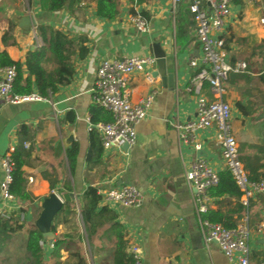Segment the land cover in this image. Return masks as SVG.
<instances>
[{
    "label": "crops",
    "instance_id": "crops-1",
    "mask_svg": "<svg viewBox=\"0 0 264 264\" xmlns=\"http://www.w3.org/2000/svg\"><path fill=\"white\" fill-rule=\"evenodd\" d=\"M41 0H0V54L7 53L15 63L25 64L40 38L37 28L50 26L70 36L84 38L88 53L72 58L74 75L70 84L59 87L56 94L42 102L10 105L0 101V184L3 179L2 159L14 149L24 153V172L30 201L16 197L23 230L15 233L3 246L36 229L43 203L50 195L73 197L71 212L59 213L50 229L55 240L74 232L83 235V256L88 264H110L116 245L115 234L106 225L89 241L80 216V201L88 188L98 194L126 185L138 187L143 204L125 208L102 201L116 214L127 241V252L138 248L141 264H239L228 261L216 243L206 244L200 221L207 212L224 216L237 226L248 220L250 229V264H264V195L250 201L245 208L241 200L225 196L210 198L207 211L197 212L195 191L186 181V172L202 159L218 174L227 171L221 151L215 142V129L198 132L195 142L201 151L181 142L175 124L193 122L197 118V99L189 90L195 70L193 60L202 58L196 24L189 13L192 0H147L133 6L129 0H118L119 15L113 20L97 16L95 0H81L72 10L56 13L40 9ZM148 16V32L139 33L131 22L130 10ZM231 16L224 32L226 50L231 63H244L247 71L229 74L223 81L222 100L232 110V132L240 159L248 174L263 179L264 175V0H233ZM36 22L31 30L24 19ZM159 43L167 57V73L175 74L170 89L162 76H155L158 65L152 45ZM150 57L155 63L144 72L129 77L133 103L153 97L147 118L137 127V139L129 149L114 147L104 150L91 110L97 71L105 59L125 60ZM151 74L154 83L146 80ZM203 95L214 100L205 88ZM76 148L73 167L68 152ZM248 167V168H247ZM102 198V197H101ZM70 203V202H69ZM67 204V203H66ZM64 204V206L66 205ZM241 206L243 207L241 209ZM2 205L0 198V216ZM55 228V232L52 228ZM42 235V233L40 232ZM43 236V235H42ZM44 239V238H43ZM23 248V247H22ZM43 261L51 259V243L42 242ZM8 258V257H7ZM69 254L63 252V261ZM13 261L12 255L4 259Z\"/></svg>",
    "mask_w": 264,
    "mask_h": 264
},
{
    "label": "built area",
    "instance_id": "built-area-1",
    "mask_svg": "<svg viewBox=\"0 0 264 264\" xmlns=\"http://www.w3.org/2000/svg\"><path fill=\"white\" fill-rule=\"evenodd\" d=\"M182 0H174L175 4ZM233 0H192L189 13L195 24L198 42L202 51L200 60H193L190 67L195 74L190 81L189 90L197 99V118L193 122L175 124L180 140L185 145H192L195 151H201L200 143L195 142L198 132L215 129V142L221 151L226 170L242 193L241 203L248 208L250 201L264 195V181L253 182L249 179L239 156L238 146L232 132V110L222 100L225 93L223 81L229 74H240L247 71L244 63H231L223 37L227 21L231 16ZM131 22L139 33L148 32L147 21L139 14L131 16ZM42 46V42L38 47ZM37 47V48H38ZM155 63L150 57H132L125 60L105 59L100 65L92 90L94 104L110 112L113 121L107 124H91L89 130H98L104 150L114 147H129L137 139V127L147 118L152 106L153 97L133 103L129 90V77L136 72H144ZM17 70L7 67L0 70V101L10 105L42 102L46 99L38 94L21 96L13 92ZM146 80L153 84L151 74ZM207 88L214 97L210 101L203 95ZM14 149L2 159L3 179L0 184L2 217H10L17 210L16 197L11 193L13 184ZM186 181L195 191V202L199 215L207 211L206 204L210 197L208 192L219 183V174L206 161H195L186 172ZM102 201L125 208H138L143 204L142 191L133 185L110 189L101 195ZM200 228L206 244L216 243L228 261L239 264H250L249 246L250 229L248 220H244L234 229H226L218 224L201 219ZM51 243V249H53ZM131 254L135 264H141L142 256L138 248H132Z\"/></svg>",
    "mask_w": 264,
    "mask_h": 264
},
{
    "label": "trees",
    "instance_id": "trees-1",
    "mask_svg": "<svg viewBox=\"0 0 264 264\" xmlns=\"http://www.w3.org/2000/svg\"><path fill=\"white\" fill-rule=\"evenodd\" d=\"M80 1L41 0L39 6L44 12L56 13L66 9L72 10ZM95 1L97 4V16L99 18L113 20L119 15L118 0ZM129 1L133 6H141L147 2V0ZM130 14L135 16L137 12L132 8ZM139 14L145 20H148V16L145 13ZM37 35L42 42V46L28 53L24 65L13 62L7 53H1L0 70L7 67L16 68L17 77L13 89L15 94L26 96L36 93L43 99H49L57 93L59 87L70 84L74 75L72 58L77 53L80 57H84L88 53L87 48L83 45L86 39L71 38L64 32L46 25L37 28ZM91 115L93 124H107L113 121L112 114L96 104L91 110ZM75 154L76 148L68 152L71 168L74 164ZM12 159L14 171L11 193L21 201H30L31 197L26 188L23 151L17 149L12 154ZM251 172L254 173L253 175L252 173L249 174L251 181H264V175L262 179L259 175H256V170L251 169ZM208 196L210 198H224L228 196L241 200L242 193L235 184L232 175L228 171H225L219 174V183L216 187L209 190ZM101 203L102 198L95 188H88L80 201V216L87 239L90 241L97 234L98 230L108 225L116 237V245L110 264H135L133 255L127 252L128 245L125 233L122 227L115 223L116 214L109 210L108 207H102ZM72 204L68 202L60 213L71 212ZM19 217L13 219L12 216L8 218L0 216V245L7 242L15 233L23 230ZM202 219L221 225L226 229L237 227L236 224L225 221L224 216L212 212L205 213ZM55 228H52L53 232H55ZM43 240V236L39 231L36 229L28 230L24 264H46L43 261ZM83 243V235L79 232H74L63 239L54 240V247L51 253V259L54 264H88L83 256ZM63 252L69 254V258L65 262L63 261Z\"/></svg>",
    "mask_w": 264,
    "mask_h": 264
},
{
    "label": "water",
    "instance_id": "water-1",
    "mask_svg": "<svg viewBox=\"0 0 264 264\" xmlns=\"http://www.w3.org/2000/svg\"><path fill=\"white\" fill-rule=\"evenodd\" d=\"M24 23L26 24L25 28L27 30H31L32 28L36 27V22L33 20L32 22L29 18L24 19ZM154 57L156 59L158 65V72L155 73V76H162L163 82L168 83L170 89H173L175 86V74L174 73H167V57L166 53L162 50L161 45L159 43H155L152 45ZM261 117H264L262 115ZM124 149H129V145L125 144L123 146ZM73 197L69 195H57L52 194L48 199H46L43 203V211L40 216L39 223L37 227L39 228L40 232L43 235V238L53 243L55 240V235L50 232V229L53 225V222L57 215L62 211L64 204L71 202Z\"/></svg>",
    "mask_w": 264,
    "mask_h": 264
},
{
    "label": "rangeland",
    "instance_id": "rangeland-1",
    "mask_svg": "<svg viewBox=\"0 0 264 264\" xmlns=\"http://www.w3.org/2000/svg\"><path fill=\"white\" fill-rule=\"evenodd\" d=\"M23 249L24 239L21 236H15L13 241L3 246V251L0 253V264L4 259H9V254L12 255L13 261L3 264H24L25 257L21 253Z\"/></svg>",
    "mask_w": 264,
    "mask_h": 264
}]
</instances>
